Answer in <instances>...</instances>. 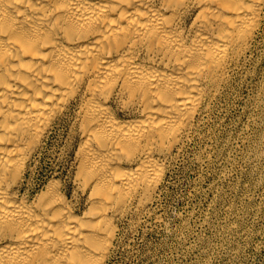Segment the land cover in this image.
Returning a JSON list of instances; mask_svg holds the SVG:
<instances>
[{
    "label": "bare ground",
    "instance_id": "bare-ground-1",
    "mask_svg": "<svg viewBox=\"0 0 264 264\" xmlns=\"http://www.w3.org/2000/svg\"><path fill=\"white\" fill-rule=\"evenodd\" d=\"M263 16L264 0H0V264H106ZM71 110V194L55 176L24 189Z\"/></svg>",
    "mask_w": 264,
    "mask_h": 264
},
{
    "label": "rangeland",
    "instance_id": "rangeland-1",
    "mask_svg": "<svg viewBox=\"0 0 264 264\" xmlns=\"http://www.w3.org/2000/svg\"><path fill=\"white\" fill-rule=\"evenodd\" d=\"M72 110L34 154L24 189L55 176L71 194ZM166 166L148 211L117 219L106 264H264V16L246 57Z\"/></svg>",
    "mask_w": 264,
    "mask_h": 264
}]
</instances>
